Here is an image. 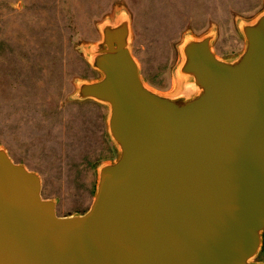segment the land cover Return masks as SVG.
Instances as JSON below:
<instances>
[{
    "label": "water",
    "instance_id": "1",
    "mask_svg": "<svg viewBox=\"0 0 264 264\" xmlns=\"http://www.w3.org/2000/svg\"><path fill=\"white\" fill-rule=\"evenodd\" d=\"M246 47L219 58L212 35L187 41L180 96L148 87L130 24L103 27L78 97L109 106L119 156L99 167L84 214L60 216L42 178L0 146V264H264V12Z\"/></svg>",
    "mask_w": 264,
    "mask_h": 264
},
{
    "label": "rangeland",
    "instance_id": "2",
    "mask_svg": "<svg viewBox=\"0 0 264 264\" xmlns=\"http://www.w3.org/2000/svg\"><path fill=\"white\" fill-rule=\"evenodd\" d=\"M263 12L264 0H0V146L41 176L58 215L86 213L99 167L119 156L109 106L78 97L103 76L93 65L103 27L128 20L145 84L176 97L192 82L181 72L187 41L212 35L215 54L235 60L242 27ZM253 261L264 262V231Z\"/></svg>",
    "mask_w": 264,
    "mask_h": 264
}]
</instances>
